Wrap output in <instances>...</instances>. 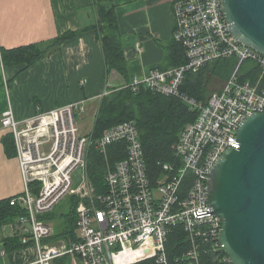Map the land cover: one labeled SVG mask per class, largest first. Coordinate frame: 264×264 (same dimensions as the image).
<instances>
[{"label":"built area","instance_id":"1","mask_svg":"<svg viewBox=\"0 0 264 264\" xmlns=\"http://www.w3.org/2000/svg\"><path fill=\"white\" fill-rule=\"evenodd\" d=\"M222 1L174 2L172 40L182 47L185 63L150 70L129 84L133 91L144 88L173 97L197 112L173 147L174 161L157 163L159 174L154 179L148 174L134 121L111 127L93 140L92 130L82 135L78 129L76 115L82 107L77 103L24 120H17L11 107L0 115V128L12 137L23 182L22 192L9 200L11 207L24 212L15 230L24 247L37 251L34 260L23 264H52L64 256L83 264H135L151 259L170 264L166 243L178 226L188 248L173 264H201L202 255L231 264L219 243L222 220L207 204V183L222 154L239 149L238 126L264 112V56L244 47L230 33ZM222 60H233L234 69L205 102L182 91L188 74H198ZM120 142L126 145V157L110 165L108 147ZM90 148L105 162V189L100 194L87 172ZM71 196L77 199L74 239L53 242L54 227L41 217Z\"/></svg>","mask_w":264,"mask_h":264},{"label":"crops","instance_id":"2","mask_svg":"<svg viewBox=\"0 0 264 264\" xmlns=\"http://www.w3.org/2000/svg\"><path fill=\"white\" fill-rule=\"evenodd\" d=\"M113 2L128 82L153 69L174 67L170 47L174 31L172 0ZM89 5L90 0H0V51L48 41L91 26L94 17ZM125 84L116 72H106L101 44L93 31H87L29 69L4 68L0 59V115L11 107L15 118L24 120L38 112L77 103L82 107L77 112L79 131L87 134L93 129L102 98ZM7 133L0 128V201L23 190L18 161L6 153L3 144ZM21 216L3 226L0 239H20L15 226ZM58 240L51 238L53 242ZM36 257L37 251L32 247L6 252L0 244V264H23ZM52 264L83 262L64 256Z\"/></svg>","mask_w":264,"mask_h":264},{"label":"trees","instance_id":"3","mask_svg":"<svg viewBox=\"0 0 264 264\" xmlns=\"http://www.w3.org/2000/svg\"><path fill=\"white\" fill-rule=\"evenodd\" d=\"M179 0H172V4ZM90 8L94 22L91 26L76 32H66L55 38L21 46L10 50H1L0 59L4 68L24 66V69L33 67L49 54L57 51L60 46L76 36L93 31L101 44L106 72L114 71L125 79V85L117 89L101 101L96 115L91 138L99 139L106 130L124 122L134 121L138 131L141 146L149 176L154 179L159 174L157 163H172L174 161L173 147L184 127L197 118V112L190 110L186 105L173 97H166L153 93L144 88L133 91L127 80L126 65L123 53L122 36L120 34L116 6L113 0H90ZM173 52L171 62L173 66L185 63L182 47L173 40L170 44ZM233 60H222L203 68L198 74H188L182 85V91L198 101L205 102L208 98L206 85L209 77H217L226 81L234 69ZM6 153L15 156L12 137L7 134L3 140ZM126 157V145L123 142L108 147L110 165ZM87 172L96 194L104 191L105 162L103 157L93 148L87 152ZM9 200L0 201V230L3 226L14 223L23 210L11 207ZM77 199L74 196L66 198L53 211L41 219L49 221L54 227L55 239H74L76 229L75 207ZM6 252L21 249L19 237L0 239ZM188 248L186 235L181 226L174 228L167 239L166 253L169 263L173 264ZM135 264H157L155 260H145ZM201 264H219L209 255H202Z\"/></svg>","mask_w":264,"mask_h":264},{"label":"water","instance_id":"4","mask_svg":"<svg viewBox=\"0 0 264 264\" xmlns=\"http://www.w3.org/2000/svg\"><path fill=\"white\" fill-rule=\"evenodd\" d=\"M221 11L234 38L264 56V0H223ZM236 139L239 149L210 170L207 204L222 220L219 243L230 263L264 264V112L247 117Z\"/></svg>","mask_w":264,"mask_h":264},{"label":"rangeland","instance_id":"5","mask_svg":"<svg viewBox=\"0 0 264 264\" xmlns=\"http://www.w3.org/2000/svg\"><path fill=\"white\" fill-rule=\"evenodd\" d=\"M204 76H205V79L207 80V79H209V82L207 83V85H206V93L207 94H209V95H211L212 93H214V92H216V91H219L220 90V88L223 86V84H224V80H220V79H218L217 77H209L208 75H206V74H204ZM219 89V90H218ZM208 95V96H209ZM80 120H79V118L77 117V115H76V123H77V125L78 124H80V122H79ZM88 126L90 125V124H87ZM87 126V127H88ZM91 126V125H90ZM78 129H79V127H78ZM80 132H81V134L82 135H87V134H89L90 133V131H89V133H87V134H84L85 133V131L83 132L82 130H80ZM83 132V133H82ZM50 151V144H47V145H45L44 147H43V152H45L46 154L48 153ZM134 260H136V259H134Z\"/></svg>","mask_w":264,"mask_h":264}]
</instances>
